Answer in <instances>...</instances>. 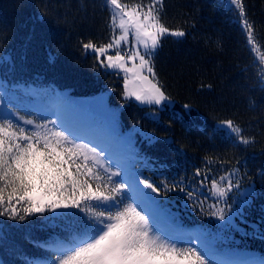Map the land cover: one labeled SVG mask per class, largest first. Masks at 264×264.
Returning <instances> with one entry per match:
<instances>
[{
  "label": "trees",
  "instance_id": "1",
  "mask_svg": "<svg viewBox=\"0 0 264 264\" xmlns=\"http://www.w3.org/2000/svg\"><path fill=\"white\" fill-rule=\"evenodd\" d=\"M121 2L131 7L152 0ZM242 3L243 16L227 0H162L156 5L170 32L151 55V65L159 86L176 101L174 107L160 108L127 100L123 75L100 66L82 47L88 41L107 44L117 34L118 29L113 32L110 27L107 0H0V119L7 115L26 131L33 130L15 101L16 93L24 98L23 87L50 88L51 95L60 99L67 98L66 90L78 97L106 95L112 106L120 108L119 131L112 133L102 112L84 121V129L83 123L77 128L102 140L115 159L161 188V195L153 193L159 225L185 239L199 238L217 261L260 264L264 261V85L242 21L252 25L253 39L264 51V0ZM176 31L185 35L170 34ZM28 100L37 104V92L29 93ZM4 106L21 119L4 113ZM47 113L52 118V112ZM221 120L238 124L241 134L253 142L239 143L217 127ZM127 131L133 139L124 136ZM198 169L207 179L195 175ZM228 173H233L232 183L239 184L229 193L228 203L233 210L241 206L243 210L230 225L209 214L216 204L225 209L228 220L223 198L209 192L212 181ZM165 180L194 191V197L166 191L161 183ZM220 184L224 186L223 181ZM65 212L27 216L22 222L0 217L2 263L42 264L49 253L36 245L56 243L84 218L77 209Z\"/></svg>",
  "mask_w": 264,
  "mask_h": 264
},
{
  "label": "snow or ice",
  "instance_id": "2",
  "mask_svg": "<svg viewBox=\"0 0 264 264\" xmlns=\"http://www.w3.org/2000/svg\"><path fill=\"white\" fill-rule=\"evenodd\" d=\"M231 2L243 16L242 0ZM157 4H162V0L131 7L121 0H107L110 27L113 32L119 29L120 34L99 46L92 41L83 43L85 53L90 50L102 67L121 69L145 80L142 70L147 68L154 76L145 56L150 58L159 46L160 37L170 32L161 23ZM242 23L255 51L252 25L246 19ZM130 32L136 44L143 46L144 54L139 48L121 54L120 46L128 41ZM170 34L185 35L182 31ZM111 50L115 51L109 54ZM127 61H132L134 66L128 67ZM126 95L155 104L168 99L155 84L147 90H128ZM25 123L34 125V129L26 131L7 115L0 119V217L22 222L27 216L56 213L61 209L84 213L82 222L70 228L56 243L36 245L49 253L42 264H249L217 261L199 238L185 239L159 229L153 193L161 195V188L115 159L102 140L85 136L60 117L39 124L33 120ZM222 126L239 143L253 142L241 134L242 129L235 122L224 121ZM195 175H204L207 179L199 169ZM232 175L228 173L219 181L213 180L209 189L212 196L223 198L229 216L226 221L225 209L217 208L216 204L211 206L215 211L209 214L229 225L233 216L243 215L242 206L233 210L228 203L229 193L239 187L238 183H232ZM220 181L224 182L223 187ZM161 183L166 191L178 190L190 198L195 195L178 183L169 185L166 180ZM245 203L242 201V205Z\"/></svg>",
  "mask_w": 264,
  "mask_h": 264
},
{
  "label": "rangeland",
  "instance_id": "3",
  "mask_svg": "<svg viewBox=\"0 0 264 264\" xmlns=\"http://www.w3.org/2000/svg\"><path fill=\"white\" fill-rule=\"evenodd\" d=\"M227 4H228V6L236 7L235 4L231 2V0H227ZM119 34H120V32L118 29V32L115 36H118ZM166 34L167 33H165L164 35H166ZM163 36L160 37V43H161V39ZM160 43H159V45H160ZM135 48H139L141 51V54H144L143 46L136 44V42L134 40V36L130 32L129 37H128V41L122 42V44L120 46L121 54L124 55L125 53H130ZM113 51H115V50H111L109 52V54H112ZM254 52H255L256 60L260 63L261 68H262V83L264 85V51L261 50V48L259 47V45L256 42H255V51ZM101 59H104V58L101 57ZM145 59L149 60V64L152 67L151 60H150L149 56L146 55ZM135 63L136 64L139 63L138 58L135 61ZM127 66L133 67L134 66L133 62L127 61ZM109 69L115 70V71H117L123 75L124 85H125V97L127 100L137 101L135 99V97H128L126 95L128 90H147V89L151 88L152 84H155L157 87H159L162 90V88L159 86L158 82L156 81L155 75L153 76L151 73H149L147 71V68L142 70V76L147 77L146 80L142 79V78H137L136 74L127 73L121 69H112V68H109ZM152 69H153V67H152ZM153 72H154V70H153ZM129 81H131V82H129ZM50 90H51L50 88L41 89L40 87H37V91H36V89L30 90L28 87H23L22 93L24 94L25 99L22 97H19V94L15 92L18 95V98H15V101L17 102L16 103L17 109L19 111H22L25 113V115L23 117L25 121L33 120L37 124H39V123H44L46 121H55V120H57V117H60L65 122L72 124L76 127H78V125L83 123L81 128L84 129V127H86V125H85L86 123L84 121H88L89 118H91L95 112H102L103 114H105V118L109 124V128L112 129V133H116L119 131V128H120V124H119L120 108L112 106L109 103L108 97L106 95H100L97 97H95V96L78 97V96L72 95L70 92H68L66 90V91H64L63 95L66 94L67 98L66 99H60L56 95H51ZM31 92H37V104H36L37 116H36L35 107H33L32 103L28 100L29 93H31ZM165 95L168 97V99L161 102L160 104L147 103V102H141V101H137V102H139L142 105L157 106L160 108H163L165 106L174 107L176 104L175 99L169 97L167 94H165ZM43 98H47L48 101H46V102L43 101ZM50 107H52V109H50ZM187 107L190 108L189 105H187ZM49 110L53 114L52 118H48L47 112ZM3 112L4 113H10L13 116H15L17 119H21V116L18 114H15L11 108H6L4 106ZM224 121H228V120L218 121L217 127L224 128L222 126V122H224ZM29 126L32 129H34V125H29ZM49 126H51V125H49ZM224 129L228 132V130L226 128H224ZM124 136L126 138L133 139V136L130 135V131L125 132ZM65 211L66 210L61 209V210H57V212L53 213V214L59 215ZM157 227H158V225H157ZM165 233L171 234L168 230H165ZM0 264H3L1 259H0Z\"/></svg>",
  "mask_w": 264,
  "mask_h": 264
}]
</instances>
